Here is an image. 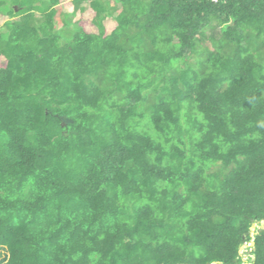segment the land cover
<instances>
[{"label": "trees", "instance_id": "obj_1", "mask_svg": "<svg viewBox=\"0 0 264 264\" xmlns=\"http://www.w3.org/2000/svg\"><path fill=\"white\" fill-rule=\"evenodd\" d=\"M87 1L0 0V264H264V0Z\"/></svg>", "mask_w": 264, "mask_h": 264}, {"label": "rangeland", "instance_id": "obj_2", "mask_svg": "<svg viewBox=\"0 0 264 264\" xmlns=\"http://www.w3.org/2000/svg\"><path fill=\"white\" fill-rule=\"evenodd\" d=\"M5 1L8 2L9 5L12 4L10 2V0H5ZM109 1H110L111 4H116L117 3L116 0H109ZM8 3H6V5H4L1 8L2 12H4V10L8 8ZM62 5L64 7H66V8H68V9H71V7H72L71 0H60V3L57 6H55V9L57 10L56 15H55V28L57 30H60V31H62L64 33L63 36H62V38H63L62 41L66 40V37H68V36L70 38V36L72 35L71 34L72 31H73L72 30L73 29L72 23H73L74 20H76L77 24L79 26H82L86 31H88V32H91V31L94 32L95 31V28L93 27V24L91 23V17H92L93 14L89 10L88 1L87 0L82 2V6L85 8V12H83L81 14H79V13L75 14V16L72 18L73 20L70 18L71 22H69L68 26L64 25V19L62 20V18L59 15V12H60V9L62 8ZM116 5H118V4H116ZM117 8H119V6H117ZM3 19H4V16H1L0 17V26H1V23H2L1 21H3ZM114 24H115V22L112 19L105 20L104 25H105L106 32H109L112 29ZM69 31H71V32L68 33ZM66 34H68V35H66ZM206 44H208V43H206ZM249 247H251V243L250 242L244 243V244H242L240 246L239 253H240V255L242 256L243 259H246L248 256H250V255H248V253L250 252Z\"/></svg>", "mask_w": 264, "mask_h": 264}, {"label": "water", "instance_id": "obj_3", "mask_svg": "<svg viewBox=\"0 0 264 264\" xmlns=\"http://www.w3.org/2000/svg\"><path fill=\"white\" fill-rule=\"evenodd\" d=\"M260 227H264V220L259 221V225H257V223H252L249 231H250V235L251 237H253V235L255 234V231L260 228ZM251 246L253 245V242L251 241Z\"/></svg>", "mask_w": 264, "mask_h": 264}, {"label": "built area", "instance_id": "obj_4", "mask_svg": "<svg viewBox=\"0 0 264 264\" xmlns=\"http://www.w3.org/2000/svg\"><path fill=\"white\" fill-rule=\"evenodd\" d=\"M213 1H217V0H213Z\"/></svg>", "mask_w": 264, "mask_h": 264}]
</instances>
